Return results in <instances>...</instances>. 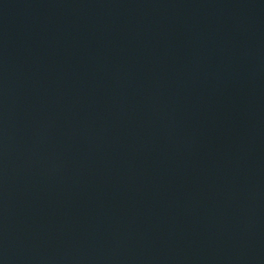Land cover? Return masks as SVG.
Segmentation results:
<instances>
[{
    "label": "water",
    "instance_id": "1",
    "mask_svg": "<svg viewBox=\"0 0 264 264\" xmlns=\"http://www.w3.org/2000/svg\"><path fill=\"white\" fill-rule=\"evenodd\" d=\"M0 264H264V0H0Z\"/></svg>",
    "mask_w": 264,
    "mask_h": 264
}]
</instances>
